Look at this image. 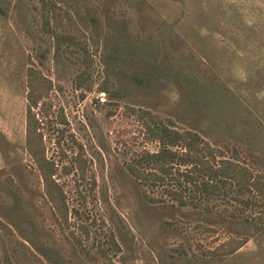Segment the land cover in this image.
Segmentation results:
<instances>
[{
  "label": "rangeland",
  "instance_id": "rangeland-1",
  "mask_svg": "<svg viewBox=\"0 0 264 264\" xmlns=\"http://www.w3.org/2000/svg\"><path fill=\"white\" fill-rule=\"evenodd\" d=\"M54 1L83 53L43 33L37 0H0V264H15L5 227L44 264H264L255 199L181 207L126 169L158 148L142 110L264 172V0ZM29 68L51 85L37 117L67 223L25 150ZM233 237L248 242L210 256Z\"/></svg>",
  "mask_w": 264,
  "mask_h": 264
},
{
  "label": "trees",
  "instance_id": "trees-1",
  "mask_svg": "<svg viewBox=\"0 0 264 264\" xmlns=\"http://www.w3.org/2000/svg\"><path fill=\"white\" fill-rule=\"evenodd\" d=\"M40 6L42 31L57 44L84 48L76 36L58 31L52 24L56 8L54 0H37ZM27 94L25 110V150L34 162L44 194L61 222L67 223L68 206L65 193L57 181L58 166L46 157L41 133L40 110L51 90L50 81L37 70H27ZM146 138L157 144L155 152L142 151L135 155L126 169L136 180L147 186L162 187L167 197L181 207L197 206L214 198L230 197L242 207H250L255 199L260 207L257 213L246 220L256 230L264 228V172L253 171L234 153L226 157L224 152L203 140L197 133L178 130L170 121L140 111ZM78 158H76L77 162ZM80 166V162H77ZM81 172L82 168L80 167ZM246 195L233 196L234 190ZM187 193V195H186ZM154 201V199L152 200ZM232 217L236 214L231 213ZM8 243L10 257L15 264H44L14 233L5 227L2 231ZM248 240L241 237L228 238L209 251L211 257L228 258L241 249ZM112 245L119 251V246ZM179 254L184 255L183 252ZM112 264V263H111Z\"/></svg>",
  "mask_w": 264,
  "mask_h": 264
}]
</instances>
